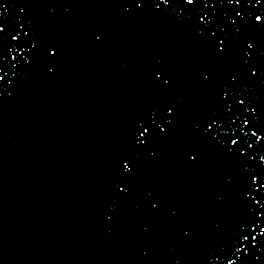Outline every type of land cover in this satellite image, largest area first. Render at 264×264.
<instances>
[{"label": "water", "instance_id": "obj_1", "mask_svg": "<svg viewBox=\"0 0 264 264\" xmlns=\"http://www.w3.org/2000/svg\"><path fill=\"white\" fill-rule=\"evenodd\" d=\"M0 264H264V0H0Z\"/></svg>", "mask_w": 264, "mask_h": 264}, {"label": "snow or ice", "instance_id": "obj_2", "mask_svg": "<svg viewBox=\"0 0 264 264\" xmlns=\"http://www.w3.org/2000/svg\"><path fill=\"white\" fill-rule=\"evenodd\" d=\"M257 19H259V17H257ZM125 167H127V165H125Z\"/></svg>", "mask_w": 264, "mask_h": 264}]
</instances>
